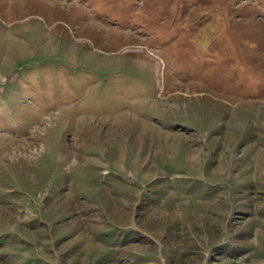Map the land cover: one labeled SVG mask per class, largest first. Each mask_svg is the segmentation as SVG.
Segmentation results:
<instances>
[{"label": "rangeland", "instance_id": "1", "mask_svg": "<svg viewBox=\"0 0 264 264\" xmlns=\"http://www.w3.org/2000/svg\"><path fill=\"white\" fill-rule=\"evenodd\" d=\"M0 264H264V0H0Z\"/></svg>", "mask_w": 264, "mask_h": 264}]
</instances>
